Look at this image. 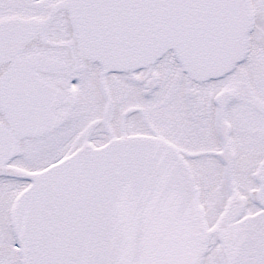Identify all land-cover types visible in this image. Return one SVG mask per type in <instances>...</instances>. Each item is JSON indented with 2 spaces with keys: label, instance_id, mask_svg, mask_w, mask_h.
Returning <instances> with one entry per match:
<instances>
[{
  "label": "snow or ice",
  "instance_id": "obj_1",
  "mask_svg": "<svg viewBox=\"0 0 264 264\" xmlns=\"http://www.w3.org/2000/svg\"><path fill=\"white\" fill-rule=\"evenodd\" d=\"M0 264H264V0H0Z\"/></svg>",
  "mask_w": 264,
  "mask_h": 264
}]
</instances>
